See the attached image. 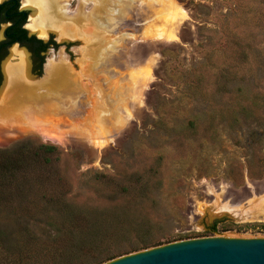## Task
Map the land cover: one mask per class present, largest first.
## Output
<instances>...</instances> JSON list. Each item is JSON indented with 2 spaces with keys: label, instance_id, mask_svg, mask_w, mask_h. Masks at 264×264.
Returning <instances> with one entry per match:
<instances>
[{
  "label": "rangeland",
  "instance_id": "1",
  "mask_svg": "<svg viewBox=\"0 0 264 264\" xmlns=\"http://www.w3.org/2000/svg\"><path fill=\"white\" fill-rule=\"evenodd\" d=\"M111 1L100 9L102 25L110 24L109 14L133 20L131 29L120 25L99 41L64 42V27H56L57 44L36 70L25 46L27 74L30 67L38 77L29 76L32 82L46 76L50 60L61 64V76L67 71L62 89L54 71L41 89L48 98L40 105L55 101L51 113L34 102L3 100L6 83L0 89V149L24 145L21 155L7 153L0 173V233L9 249L17 251L24 227L46 240L36 243L44 250L40 259L49 262L58 251L57 233L62 256L48 259L63 262L71 254L74 264L185 239L264 235V220L212 205V191L233 204H244L250 190L264 192V0ZM167 5L187 17L165 23ZM163 25L173 40L156 38ZM11 47L3 61L11 53L14 65L21 56ZM146 64L150 79L128 91L126 72ZM10 105L11 121L4 115ZM118 118L123 124L115 126ZM39 143L57 146L48 162ZM45 195L70 203L83 219L70 226L67 217L55 216L52 225L60 229L50 226L47 236L41 213L31 217L24 209H38Z\"/></svg>",
  "mask_w": 264,
  "mask_h": 264
},
{
  "label": "bare ground",
  "instance_id": "2",
  "mask_svg": "<svg viewBox=\"0 0 264 264\" xmlns=\"http://www.w3.org/2000/svg\"><path fill=\"white\" fill-rule=\"evenodd\" d=\"M22 1L26 2V3L28 2V0H22ZM62 2L54 1V0H38V4L31 6L32 7L31 9L33 11L29 16L28 23L26 26L31 31L35 32L38 36H43V37L46 34V27L51 26V25L58 27V28H62V27L66 28V27H68L69 24H73V26L81 28V26L86 27L88 24V26L91 27L92 22H94V20L96 21V18H97L96 16L99 17L100 9L102 8L101 5L99 6L98 3L93 2L92 7L89 8L88 10H85L83 7H81V1H80V4L78 5V7L76 9L69 10L66 6L63 7L61 5ZM165 9H166V10H164V12H165V23H171L172 24L178 18L183 19V18L187 17V13L182 8L173 9V8H170L169 5H167L165 7ZM106 17L109 19V22H110L109 25H111L112 23L114 24L115 15L109 16V14H108ZM98 20H100V19H97V21H96L97 24L95 23V26L98 25L99 27L104 28V27H102L103 23L101 22V20L100 21H98ZM165 26L166 25H163V26H160V28H158L159 33H157L156 38H162L164 36L165 37L167 36L168 39L173 40L176 37V35L174 34V32L172 30L166 31ZM57 37L59 39V36H57ZM98 40H100V39H98ZM10 52L19 53L21 56V59H20L21 61H19L18 63L14 64V65H10L8 63V61H11L13 63V61L15 59V58H13L14 55L10 56L11 55V53H10V55L6 59L8 61L2 62V69L4 72V82L3 83H6V85L4 87L5 91L2 95V97L4 96L3 100L8 99V101H11V99H12V101H14L16 99L15 100L16 104H17V102L21 101V103L27 104L28 102H34V103H37L38 105H40V103H39L40 100H42V99L46 100L48 98L47 95H44L43 93L40 94V92H41L43 85L44 86L46 85L45 83H46L47 78H49L51 76V74H53V71H54L53 76H56V79H57L56 83L59 84L58 89L60 90V89H62V86H65L66 81H67V75H66L67 71H65L62 76L60 75L59 71H60V69H62L61 64H58L57 66H53L54 64H52V62L50 60L45 65L46 66L45 69H46V73H47L46 76L42 79H39L37 81L32 82L30 80L31 78L27 74V62H26L27 60L25 57L26 52L22 48H18L16 46H12L10 48ZM11 57H12V59H9ZM54 67H58V68L56 69ZM65 69L67 70V67ZM131 69H132L131 71L126 72V74H127L126 75V81H127V83L128 82L130 83L129 86H126V89L128 91H131L132 88H134V86L136 85V83L138 85L139 80H141L140 82H143L144 80H146L145 77L149 76V73H150L149 66L147 64H146V66L144 65L142 67H140L138 65V66L132 67ZM147 78L150 79V76ZM27 84H28V86H27ZM36 85H38L37 88H35ZM139 85H140V83H139ZM143 85H145V84L143 83ZM25 87H26V89H25ZM4 88H3V90H4ZM14 92H16L15 93L16 97L13 99V97L15 95ZM54 102L55 101L50 100L48 102V104L40 105V107L42 108L41 111L43 113H46V112L51 113L50 111L52 109V106L54 105ZM7 103H9V102H7ZM6 106H8V105H6ZM6 106H4V107H6ZM10 107H11V105L5 110L6 113L4 115H5V117H8V119L11 121L13 114L11 113ZM123 107L126 108L125 106H123ZM124 108H123V110L127 111ZM28 109L29 108L19 112V114L20 113L26 114ZM39 113H37L38 116H39ZM28 114L29 113H27V115ZM119 116H120V109H119L118 114H117V117H119ZM128 117H129V114L126 112L123 119H127ZM35 124L38 126V128H41L42 131L46 128L45 127L46 125L44 126L45 123L42 121H40V122L38 121ZM120 124H123V122H122L121 118H118L115 126H119ZM99 126H98L99 129H101L100 132H102V134H105L106 132L104 133L103 125H99ZM44 136L49 137V138H51V137L53 138L54 135H50L48 133L47 134L45 133ZM101 140H103V139H101V138H99L98 140L95 139V143L97 145H100V143H102ZM221 188L223 190L224 186H221ZM250 191H251V194L244 201V204H242V202L240 204H233V203H229L227 200L221 201L220 193H214L212 191V194L214 195V200L212 202V205L217 209V212H220V213H224V212L228 211V212H231L232 214H234L238 217L264 220V192L257 195L254 193L253 190H250Z\"/></svg>",
  "mask_w": 264,
  "mask_h": 264
},
{
  "label": "water",
  "instance_id": "3",
  "mask_svg": "<svg viewBox=\"0 0 264 264\" xmlns=\"http://www.w3.org/2000/svg\"><path fill=\"white\" fill-rule=\"evenodd\" d=\"M11 46L22 48L27 56L30 54L19 43ZM30 69L29 67V76L38 79ZM3 82L4 72L0 89ZM101 264H264V235L209 236L179 240L122 254Z\"/></svg>",
  "mask_w": 264,
  "mask_h": 264
},
{
  "label": "trees",
  "instance_id": "4",
  "mask_svg": "<svg viewBox=\"0 0 264 264\" xmlns=\"http://www.w3.org/2000/svg\"><path fill=\"white\" fill-rule=\"evenodd\" d=\"M23 31L24 30H22V32ZM20 45H24L28 48V50L31 52V56L33 59L35 58L38 59L37 67L40 68L43 62V59H44V55L40 53L46 49L47 42H44L41 39L34 38V37L27 38L22 35L21 40H20ZM23 147L24 145L22 142H17L10 148L0 149V173L3 171L2 169L6 167V164L9 163L8 160L7 162H4V159H3L7 156V153L11 151L14 154L21 155L22 154L21 149ZM36 150H41L43 154L46 155L45 162H48L50 160L49 155H53L56 153L57 146L53 144L39 143L36 146ZM31 206L32 204L29 206H25L24 209H27L29 211V215L31 217H35L37 213H41L40 215L42 219H40V221L38 222H43L42 224L45 227L43 232L46 233L47 236H51L50 234H47V233L50 232V229L52 227H54L56 230L60 229V228H57V225H52L55 223L53 219V217L55 216L60 215L61 217H67V220L70 223V226H72L71 222L76 223L77 221H81L83 219V215L80 214V212H77L76 210H74L71 207L70 203H67V202L59 203L58 200H55L54 198H52V196H49V195L48 196L45 195L43 197L41 203L38 204V209L34 208L32 210ZM262 227H264V225H262ZM25 229L27 230L24 233ZM214 230H215V226H212L211 231H214ZM67 232H71V230L67 229ZM37 234H38L37 232H34L33 230H29L28 228L24 227L23 233L22 231H20V235H23L25 239L21 240L22 243L17 249V251L16 250L11 251L9 249L7 242H5L7 238V234L0 233V264H74L72 262L73 256H71V254L64 256L63 258L66 261H63V262H59L55 260L52 261L48 259V257L50 258V255H51V258H54L53 256L55 257H59L60 255L62 256L61 251L56 248V246L58 245V242H60L61 240V238L59 237L60 234H57V233L52 236L54 237L53 241L56 242L54 244V248L55 250H58L59 252L56 251L55 253H51L50 255H48L46 259L49 262L40 259L41 254L44 255V250L42 247L36 245V243L42 242L44 238H41ZM66 240H68L69 244H71L73 241V238H67ZM43 243H46V240H44ZM84 246L86 248L89 247L87 245H83V247ZM146 246L148 245L141 246V247L145 248ZM141 247H135L132 250H137V249H140ZM80 249L83 250L85 248L82 249L81 247ZM116 255L118 254H114V253L110 254L109 256L102 258L93 264H100L104 260L111 259L115 257Z\"/></svg>",
  "mask_w": 264,
  "mask_h": 264
},
{
  "label": "flooded vegetation",
  "instance_id": "5",
  "mask_svg": "<svg viewBox=\"0 0 264 264\" xmlns=\"http://www.w3.org/2000/svg\"><path fill=\"white\" fill-rule=\"evenodd\" d=\"M54 1H59L62 2V6H66L69 10H74L78 7V5L80 4L81 1V7H83L85 10H88L89 8L92 7L93 2L98 3V5L100 6H105L107 5L106 3L110 2L111 4V0H54ZM36 2V3H35ZM38 4V0H28V2H23L22 0H0V84L2 82L3 79V69H2V64L1 62H3L7 51L9 50L8 48L13 44V43H19L20 44V40L22 35L27 37V38H38L41 39L44 42H47V47L48 48H55L56 44H57V34L54 31L55 29H57L55 26H47L46 27V34L45 36H38L35 32L31 31L26 25H27V21H28V16L29 13L32 12V7L33 5ZM97 5V4H96ZM97 5V6H98ZM59 16V15H58ZM131 16V15H129ZM96 20L97 19H101V14H99V17L96 16ZM103 17V21H105V15L102 14ZM95 19V18H94ZM100 21V20H98ZM116 23L118 22L117 19H115ZM133 21V20H132ZM131 20H128V18H124L122 20L119 19V22L116 25H103L101 28L98 25H96L94 28L93 26H87L83 27H75V29L77 31L73 32V30L66 28H62L65 29L63 31V37L64 39H62L64 42L70 40V39H77L76 37H79L80 39L82 38L84 40V38L86 37H92V39L94 40L95 37L96 39H100L101 37L107 38L108 35L106 36L105 32L107 30L108 33H111L114 35L115 30L114 28H116L117 26L124 28H128L131 29L130 24H132ZM94 23L97 24V22L94 20ZM105 23V22H104ZM73 25V24H72ZM126 25L129 27H126ZM119 27V28H120ZM88 29V30H86ZM22 30H24L22 32ZM31 31V32H29ZM89 32V33H86ZM75 33V34H74ZM104 34V36H103ZM42 38H46L45 40H43ZM99 41V40H98ZM45 49V50H46ZM45 50L43 52H41L40 54H44ZM94 53V49H91L88 51L87 56L89 57L91 54L90 53ZM90 54V55H88ZM124 55V53H123ZM33 69L36 68L37 64H38V59L35 58L33 59ZM109 63V62H108ZM36 70V69H35Z\"/></svg>",
  "mask_w": 264,
  "mask_h": 264
}]
</instances>
